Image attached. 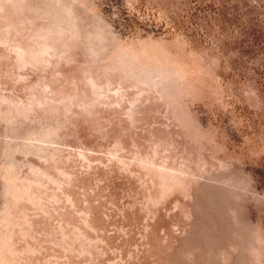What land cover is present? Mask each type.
I'll list each match as a JSON object with an SVG mask.
<instances>
[{"label": "rangeland", "instance_id": "obj_1", "mask_svg": "<svg viewBox=\"0 0 264 264\" xmlns=\"http://www.w3.org/2000/svg\"><path fill=\"white\" fill-rule=\"evenodd\" d=\"M0 264H264V0H0Z\"/></svg>", "mask_w": 264, "mask_h": 264}]
</instances>
